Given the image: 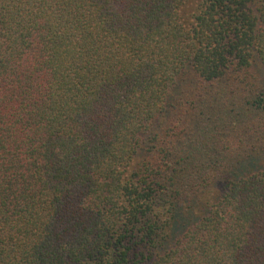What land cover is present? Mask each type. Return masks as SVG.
I'll list each match as a JSON object with an SVG mask.
<instances>
[{"label": "trees", "instance_id": "trees-1", "mask_svg": "<svg viewBox=\"0 0 264 264\" xmlns=\"http://www.w3.org/2000/svg\"><path fill=\"white\" fill-rule=\"evenodd\" d=\"M0 264H264V0H0Z\"/></svg>", "mask_w": 264, "mask_h": 264}]
</instances>
